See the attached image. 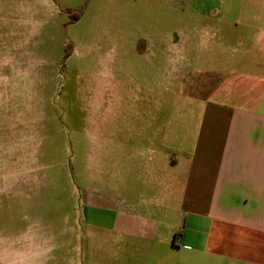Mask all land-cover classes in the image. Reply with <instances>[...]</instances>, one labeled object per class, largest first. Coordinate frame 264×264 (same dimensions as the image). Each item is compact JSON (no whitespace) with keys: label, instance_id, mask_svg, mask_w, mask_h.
<instances>
[{"label":"crops","instance_id":"obj_1","mask_svg":"<svg viewBox=\"0 0 264 264\" xmlns=\"http://www.w3.org/2000/svg\"><path fill=\"white\" fill-rule=\"evenodd\" d=\"M162 7L173 14L168 35L141 41L184 85L166 117L113 123L107 217L88 214L84 233L90 248L98 235L106 247L119 241L133 264H264V0ZM215 29L220 57L202 45ZM13 32L0 31V44L15 43ZM28 220L0 227V264H79L80 218L67 232Z\"/></svg>","mask_w":264,"mask_h":264},{"label":"rangeland","instance_id":"obj_2","mask_svg":"<svg viewBox=\"0 0 264 264\" xmlns=\"http://www.w3.org/2000/svg\"><path fill=\"white\" fill-rule=\"evenodd\" d=\"M163 2L0 0V31L15 42L0 44V227L10 217L67 232L80 218L79 264H133L119 241L106 247L98 235L90 248L84 219L105 220L113 123L166 117L184 85L141 41L168 35ZM217 34L202 35L205 54L222 56Z\"/></svg>","mask_w":264,"mask_h":264},{"label":"trees","instance_id":"obj_3","mask_svg":"<svg viewBox=\"0 0 264 264\" xmlns=\"http://www.w3.org/2000/svg\"><path fill=\"white\" fill-rule=\"evenodd\" d=\"M76 19V18H75Z\"/></svg>","mask_w":264,"mask_h":264}]
</instances>
